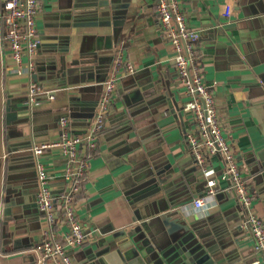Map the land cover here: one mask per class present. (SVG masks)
Masks as SVG:
<instances>
[{"label": "crops", "instance_id": "0c3cea01", "mask_svg": "<svg viewBox=\"0 0 264 264\" xmlns=\"http://www.w3.org/2000/svg\"><path fill=\"white\" fill-rule=\"evenodd\" d=\"M227 3L231 16L224 18ZM181 6L188 26L200 31L205 82L213 85L223 134L264 222V0H181ZM35 22L40 43L29 78L13 71L0 20V97L10 94L14 114L6 120L4 112L1 127L0 192L6 195L9 183L12 203L6 208L0 202V223L8 221L14 234L0 251V264H36L34 248L47 222L36 207L31 145L58 138L63 115L69 133L89 129L119 47L134 72L118 82L76 195L75 213L88 237L68 250L73 262L178 264L186 253L175 257L177 249L199 245L207 254L204 264H264L249 231L238 224L244 211L228 189L222 157L207 159L214 182L209 188L189 152L190 118L181 110L187 94L154 0H37ZM30 79L40 91L36 103L20 110ZM39 159L59 193L66 184L64 157L51 150ZM209 190L206 208L195 207L193 200ZM59 212L53 229L61 237L68 226Z\"/></svg>", "mask_w": 264, "mask_h": 264}, {"label": "built area", "instance_id": "2783aa9c", "mask_svg": "<svg viewBox=\"0 0 264 264\" xmlns=\"http://www.w3.org/2000/svg\"><path fill=\"white\" fill-rule=\"evenodd\" d=\"M158 24L164 38L174 49L173 64L178 82L187 94V100L181 110L188 113L190 125L185 131L189 152L199 167V173L205 177V185L214 184L212 168L207 159L220 155L224 161L223 176L229 179L228 189L234 193L244 211L239 226L247 228L252 239L253 249L264 260V222L257 213L254 197L247 185L232 144L223 134L221 120L213 85L205 82L202 54L197 48L200 31L189 27L182 10L181 0H154ZM0 20L3 23V41L11 56L13 71L17 75L31 78L35 69V56L40 43V33L36 28L37 0H0ZM231 4L224 5L222 16H231ZM133 65L123 57V48L119 47L113 56L112 64L97 104L95 115L89 129L82 134L67 131V116L60 117L62 133L58 138L40 141L31 145L35 156L36 207L44 216L47 226L42 239L35 245L39 257L36 264H75L68 250L80 246L88 237L76 216L74 205L76 195L83 189L87 177L88 160L95 154L97 138L103 121L113 99L122 74L133 73ZM40 88L37 82L29 80L27 103H36ZM49 98H52L49 96ZM57 150L64 157L62 178L65 187L54 193L49 180L51 175L46 165L39 159L44 153ZM206 196L193 200V205L206 208ZM59 209V210H57ZM57 211L62 213L68 230L58 237L53 229Z\"/></svg>", "mask_w": 264, "mask_h": 264}, {"label": "water", "instance_id": "95a60500", "mask_svg": "<svg viewBox=\"0 0 264 264\" xmlns=\"http://www.w3.org/2000/svg\"><path fill=\"white\" fill-rule=\"evenodd\" d=\"M27 94V92H26ZM10 94H5V96H3L4 98H6L5 100L2 101V97H0V186H2L3 184V176H2V167H3V156H2V146H3V139H2V131H1V127H2V117H3V113L5 112L6 114V120H8L12 114V116H14V114L11 112V104H10ZM8 97V98H7ZM27 95L23 98H21L20 102H22V106L20 110H27L28 108V103H27ZM63 116H67V115H63ZM62 117V116H61ZM35 184V183H34ZM9 183H6V188L7 189V194L4 196H1V192H0V202H2L4 200V205L6 208L11 206L12 201L10 200V195H9ZM8 221L3 220V228H2V233H1V247H0V251H4L3 246L6 245L9 242V238L8 237H12L13 238V234L14 231L10 230L7 226ZM142 226H145V223H143L141 226H135L134 229H141ZM20 240L19 239H13V243L15 244V246H20L21 244H19ZM14 246V247H15ZM190 250L188 251H183L185 250V248H181V249H177L175 251V257H178V254H185L181 257V260L178 264H204L205 259L207 258V254L202 255V248L201 246H197V248L194 250L191 247L189 248ZM150 251V250H149ZM151 252V251H150ZM195 252L197 253V255L195 254ZM191 254V255H190ZM201 256V257H200ZM166 262L170 263V260L166 257ZM160 262H157V264H159ZM144 264V262H143Z\"/></svg>", "mask_w": 264, "mask_h": 264}, {"label": "flooded vegetation", "instance_id": "af4514ba", "mask_svg": "<svg viewBox=\"0 0 264 264\" xmlns=\"http://www.w3.org/2000/svg\"><path fill=\"white\" fill-rule=\"evenodd\" d=\"M35 186H36V185H35ZM1 222H3V221H1ZM1 224H2V223H0V243H1V233H2V228H3V227L1 226ZM0 247H1V245H0Z\"/></svg>", "mask_w": 264, "mask_h": 264}]
</instances>
